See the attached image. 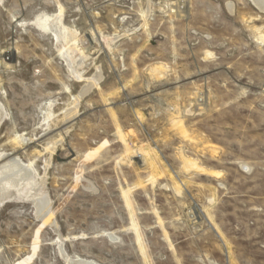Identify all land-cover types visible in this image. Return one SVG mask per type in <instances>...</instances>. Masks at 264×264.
Returning <instances> with one entry per match:
<instances>
[{
	"label": "rangeland",
	"instance_id": "obj_1",
	"mask_svg": "<svg viewBox=\"0 0 264 264\" xmlns=\"http://www.w3.org/2000/svg\"><path fill=\"white\" fill-rule=\"evenodd\" d=\"M0 105V155L45 180L54 222L4 204L0 264H264L252 0H0Z\"/></svg>",
	"mask_w": 264,
	"mask_h": 264
},
{
	"label": "bare ground",
	"instance_id": "obj_2",
	"mask_svg": "<svg viewBox=\"0 0 264 264\" xmlns=\"http://www.w3.org/2000/svg\"><path fill=\"white\" fill-rule=\"evenodd\" d=\"M252 2L258 7L259 10L264 12V0H252ZM228 9H231V8L228 7ZM35 25L39 29H41L43 31H47L50 34H52L53 37L55 38V41L58 43L60 41H63V40H66L67 43L73 42V38L70 37L67 30L61 26V23L56 18L54 20H50V19H47V17H46V19H44L42 21H37ZM61 44H65L64 41ZM69 46H71V45H69ZM66 47H68V46H66ZM65 61L67 62L66 65H68L69 68H71L72 62L68 61L66 59H65ZM98 80H99V77H98ZM90 86H91V84H88L82 90L81 95L86 93L89 90ZM81 95H79V96H81ZM75 101H76V99H75ZM71 114H72V112L70 111L68 113V116H70ZM4 116H5V112L3 111L2 105H0V122L2 121ZM51 150H53V149H51ZM141 153H143V152H141ZM143 155H145V153ZM136 156H137V154H136ZM1 160H5V161L3 164L0 165V208L4 204L10 203L12 200H14L16 197H19L23 193L22 197H23L24 201L32 203L35 206L37 216L43 221V223L45 222V223H49V224L53 225L54 222L52 221L53 219H52V216L50 214V202H49L47 196L45 195V193L43 191V186L41 184L44 179L42 178L41 183L37 184L35 182L34 177H33V168L31 166V164L24 165L21 162V160L18 159L17 157H13L12 155L6 156V155L1 154L0 155V161ZM44 182H45V180H44ZM81 183H82V186L84 188L92 189L90 183L87 182L86 180L82 179ZM107 234H105V235H107ZM58 237H60V236H58ZM60 241L61 240L59 239V242ZM63 258H64V256H63ZM68 261L71 264H73V263H76V264H92L91 262L83 261V260H79V259H76V260L70 259Z\"/></svg>",
	"mask_w": 264,
	"mask_h": 264
}]
</instances>
